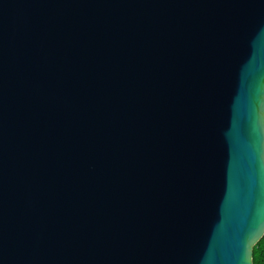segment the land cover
<instances>
[{"label":"water","instance_id":"obj_1","mask_svg":"<svg viewBox=\"0 0 264 264\" xmlns=\"http://www.w3.org/2000/svg\"><path fill=\"white\" fill-rule=\"evenodd\" d=\"M264 0H0V264H254Z\"/></svg>","mask_w":264,"mask_h":264},{"label":"trees","instance_id":"obj_2","mask_svg":"<svg viewBox=\"0 0 264 264\" xmlns=\"http://www.w3.org/2000/svg\"><path fill=\"white\" fill-rule=\"evenodd\" d=\"M254 264H264V238L254 249Z\"/></svg>","mask_w":264,"mask_h":264}]
</instances>
